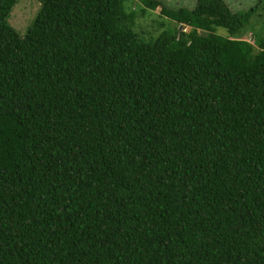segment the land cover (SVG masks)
Returning a JSON list of instances; mask_svg holds the SVG:
<instances>
[{
    "label": "trees",
    "instance_id": "trees-1",
    "mask_svg": "<svg viewBox=\"0 0 264 264\" xmlns=\"http://www.w3.org/2000/svg\"><path fill=\"white\" fill-rule=\"evenodd\" d=\"M16 1L0 264H264V36L234 34L250 8L144 0L179 27L142 41L121 0H41L22 34Z\"/></svg>",
    "mask_w": 264,
    "mask_h": 264
},
{
    "label": "rangeland",
    "instance_id": "rangeland-1",
    "mask_svg": "<svg viewBox=\"0 0 264 264\" xmlns=\"http://www.w3.org/2000/svg\"><path fill=\"white\" fill-rule=\"evenodd\" d=\"M171 7L186 6L192 8L196 0H159ZM232 10L246 11L250 8V14L246 22L234 33L237 37L245 38L255 45V40L264 36V0H226ZM41 0H17L11 7L7 21L13 25L19 33H24L28 25L34 19ZM121 10L125 15L122 22L130 26L137 34V39L151 41L162 31H174L179 27L178 23L160 13L159 6L151 8L144 0H121ZM186 25L183 29L189 30ZM201 31V30H199ZM215 32L229 35L224 26H215Z\"/></svg>",
    "mask_w": 264,
    "mask_h": 264
}]
</instances>
